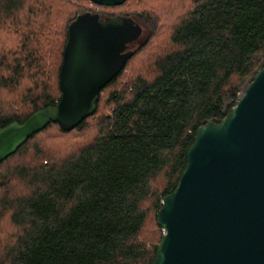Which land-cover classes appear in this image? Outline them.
I'll use <instances>...</instances> for the list:
<instances>
[{"label":"trees","instance_id":"trees-1","mask_svg":"<svg viewBox=\"0 0 264 264\" xmlns=\"http://www.w3.org/2000/svg\"><path fill=\"white\" fill-rule=\"evenodd\" d=\"M88 11L134 18L145 41L92 115L0 163V264H152L196 130L264 66V0H0V128L57 105L69 25Z\"/></svg>","mask_w":264,"mask_h":264},{"label":"water","instance_id":"water-1","mask_svg":"<svg viewBox=\"0 0 264 264\" xmlns=\"http://www.w3.org/2000/svg\"><path fill=\"white\" fill-rule=\"evenodd\" d=\"M143 31L132 17L78 15L68 29L59 102L0 128V163L51 122L71 131L92 115ZM187 158L157 213L164 232L152 264H264V66L223 118L198 127Z\"/></svg>","mask_w":264,"mask_h":264},{"label":"rangeland","instance_id":"rangeland-1","mask_svg":"<svg viewBox=\"0 0 264 264\" xmlns=\"http://www.w3.org/2000/svg\"><path fill=\"white\" fill-rule=\"evenodd\" d=\"M146 31L144 30L143 31V34L140 36V38L134 42H132L130 45H129V49H132V50H135L136 48L139 47V45H141L144 41H145V38H146ZM126 73H128V69H126ZM121 82L123 84H125L127 82V78H122L121 79ZM245 88H246V85L242 88V90L238 93V97L241 98L244 93H245Z\"/></svg>","mask_w":264,"mask_h":264}]
</instances>
